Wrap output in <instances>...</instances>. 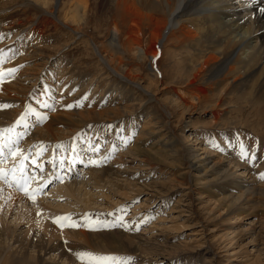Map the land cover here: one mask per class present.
I'll list each match as a JSON object with an SVG mask.
<instances>
[{
    "label": "bare ground",
    "instance_id": "1",
    "mask_svg": "<svg viewBox=\"0 0 264 264\" xmlns=\"http://www.w3.org/2000/svg\"><path fill=\"white\" fill-rule=\"evenodd\" d=\"M16 1H21L20 6L23 8L32 6L43 18L57 22L71 33L72 42L86 38L84 41L99 59L102 77L112 75L116 85H107L106 81L95 85L94 79L76 76L71 65L64 64L61 58L55 59L60 68H57L53 60L42 59L37 63L36 60L39 59H34L32 54L35 42L32 46L27 39L7 44L5 52L14 58L8 60L4 67H20L14 82L6 78L0 83V105H10L0 107V129L15 125L23 113L32 109L28 115L33 116H30L31 121L27 119L26 126L21 123L15 127V132L21 134L19 147L25 155L30 154L26 161L30 169L36 168V164L43 166L45 183L52 184L58 199L65 203L52 206L47 199L49 195L42 196L44 193L38 195L36 202H33L17 188H9L0 181V264H86V261H81L76 255L82 251L117 258L131 256L133 264H145L147 260L157 262L153 257L159 256L157 251L161 247V235L146 237L132 228L136 223L134 216L124 215L121 210L114 214L113 209L118 201L115 203L111 200L107 192L123 200L133 196H146L150 200L159 195V199L167 204L166 198H172L175 190L168 188L167 192L162 193L154 190L155 186L152 184L153 186L148 187L153 191L148 193L149 188H145L147 178L150 173L154 176L156 170L162 174H170V179L172 175L183 176L185 174L181 173V166L184 163L189 168L186 180L200 198L215 199L216 209L222 210L219 213L224 222L220 235L222 240L233 236L234 242L242 232L241 219L253 216L262 201L264 212V179L260 175L264 173V144L259 145V142L264 143V12L261 11L264 9V0H107L111 7L107 11L119 35L124 32L130 39L131 35L134 38L140 34L142 28L150 30L156 46L154 45L149 55L141 48L138 53L149 59L151 68L157 52L163 49L165 42L173 40L178 44L177 47L181 45L184 49L191 73L189 85L197 86V94L192 95L184 90L175 91L177 98L173 102L177 104V108L174 111L168 110V105L162 99L165 93L170 92H167V87L159 88L157 73H153L156 75L154 90L144 85L147 80H132L112 68L108 55L102 53L103 47L100 48L89 36L88 38L83 34V26L88 21L90 0H76L64 12L65 20L62 21L53 10L57 6L55 3L58 4L60 0ZM51 2L54 5L52 9L49 8ZM7 9L6 7V10L0 11V14L8 13ZM68 43L61 48L58 46L57 52H64ZM36 56L39 57L38 53ZM152 70L155 71L154 68ZM37 84H42L43 89H36ZM53 89L61 96L51 94ZM133 89H138L141 92L139 94L147 97V103L138 106L137 98L131 93ZM44 92L51 100L47 101ZM234 94L245 102L252 101L261 107V111L256 114L258 124L252 127L254 137L250 140L248 135H241L242 133L235 136L234 132L243 127L234 126L233 121L224 116L232 111L230 107L225 108V103ZM85 96L87 99L83 100V106H76ZM140 99L139 103L143 102ZM151 101L159 104L162 111L169 115V119L179 118L182 123L172 126L171 120H164L148 106ZM208 101L211 104L207 109L204 108V113H189V102L196 106ZM27 102L35 104L25 110ZM44 102L52 105L49 108L53 112V118L51 122L49 120L42 126L31 128L32 118L42 121L35 113L43 114L41 107ZM69 104L74 106L64 107ZM206 117L210 118L211 123L220 125L214 135V143L219 148L213 147L211 143L206 146V142L200 140L201 131L198 129L195 130L194 137H185L187 131L193 128L195 120H205ZM12 139H16L14 133ZM105 140L106 147L103 146ZM114 140H119L123 146L132 145L129 151L124 152L128 146L125 149L117 147L113 144ZM191 140L194 141L190 144ZM241 144L255 155L254 161L240 157ZM73 146L77 153L74 159ZM92 146L100 151L94 154ZM113 147L115 151H112ZM44 149L47 152L45 154ZM66 151L72 161L69 158L65 161L68 160L71 166L81 164V159L86 165L81 167L85 177L80 181L76 178L71 181L74 177L64 178L67 173H60L58 161L56 167H53V157L66 156ZM109 153L106 162L90 163V160H99ZM173 157L174 161L166 165L165 162ZM11 165L10 158L4 166ZM36 170L39 172L38 168ZM103 188L107 189L106 193L102 192ZM100 197L108 206L95 207ZM143 213L138 217L140 222L136 223L139 227L146 221L147 216ZM262 214L257 217V224L264 223V213ZM66 215H70V220L61 227L56 218ZM72 223L77 226H71ZM260 226L264 229L263 225ZM257 227L251 224L247 229L250 230L249 234L253 233L248 244L254 243L257 237H264V232H257ZM245 247L240 254L247 253L249 247ZM152 254L153 256H149ZM184 256V252L174 255L173 263L183 264L181 258ZM214 256L210 249L203 247L196 255L189 256L188 259L192 261L188 264H198L200 258L205 264ZM107 264H122V261L117 259Z\"/></svg>",
    "mask_w": 264,
    "mask_h": 264
},
{
    "label": "rangeland",
    "instance_id": "2",
    "mask_svg": "<svg viewBox=\"0 0 264 264\" xmlns=\"http://www.w3.org/2000/svg\"><path fill=\"white\" fill-rule=\"evenodd\" d=\"M103 1L90 0L91 5L89 10L88 21L86 26H83L84 28L82 31L86 37L89 36L90 39H92L97 45L100 46V48L103 47L102 53L106 54V56L108 55L107 57L110 60L112 68L118 70L122 74L129 76L132 80H136V81H141L142 79L147 80V82L144 85L146 87H150V89L152 90L155 89V82H156L155 81L156 75H154L153 73H157V79H158L157 84H159L158 85L159 88H162L163 86L167 87L168 88L167 92H170V94L165 93V95L162 96V99L166 102L165 104L166 106L168 105L167 108L170 111H174L177 108V104L173 102V99L177 98L176 92H178V90L179 91L184 90V92L188 91V93L192 95L197 94L196 92L197 86L190 87L189 85V79L191 74L188 69L189 60L187 58L188 57L187 54L185 53L181 45L177 47L178 44H176L173 40H169L167 43L165 42V44L163 45V49L158 51L156 54L155 63H152L153 68L155 70L153 71L149 59L140 56V54L138 53L139 49L141 48L144 49L147 55H149V53L151 54L156 41L151 37L150 30L147 28H142L140 34L136 36L134 35L135 36L134 38L132 37L133 35H131L133 41L130 40L131 38L129 39L127 34H124V32L122 33L120 32L119 35L114 29L113 20L110 16V13H108L109 9L111 8L110 4L107 2V0H105L104 2ZM4 2L6 3L4 4ZM75 2L76 0H60L58 4L55 3V6L56 5L57 6L53 10L56 16L59 17L61 21L65 20L64 17L65 13L69 9L70 5ZM106 3H108V6ZM20 4L21 1H16V0L0 1V9H2L0 11L6 10V7L8 8L7 9L8 13L0 14V25H1L0 33L4 34V38L0 40L1 49L5 50V48L8 47V45H10V42L11 44H15L18 42H23L27 39L26 41H29L28 43H30L31 46L35 42L32 46L33 47L32 54H34L35 57L34 59H39L36 60L37 63H39V61H41L42 59L43 61H47V60L55 61V59L61 58L64 64L69 63V65H71L70 67L73 69V71H75L76 76L82 75L85 76V78L87 79H94L96 81L94 82L95 85L98 83L101 85V83H104L102 81H106L107 85L108 84L116 85V83L113 82L115 78L112 75L107 76L108 78L105 76L102 77L103 72L101 68L98 66L99 59L96 57L92 49L84 41L87 40L86 38H83L82 40L77 41L76 43L74 42V40L72 42L73 36L71 35V33H69L66 29L61 27L57 22H55L54 20H49L48 18H47L48 20L46 18H43L44 16H42L40 12H37L35 9L31 8L32 6L27 9L20 6ZM52 4L53 2H51L50 4L51 6H49V8L51 7L50 9H52V6H54ZM32 25L34 27L31 28ZM94 25L97 26L94 28ZM19 39L20 41H18ZM37 41L38 42L40 41L41 44L40 42L38 44ZM67 41L69 43L72 42V44H69ZM47 43L48 44L50 43L49 44L50 48L48 47ZM67 43L69 44V46L64 52L62 53L57 52L58 46L59 48H61L64 44ZM51 47L53 49H51ZM165 47L166 49H164ZM37 53L39 57L36 56ZM179 56L182 57L180 58ZM56 62L57 60L55 61V63ZM55 65L58 68L59 66L58 63H56ZM17 75H15L14 78H10L11 82H14L17 79ZM42 86H43L42 84L41 85L37 84L35 88L43 89ZM131 93L132 94L134 93L133 97L137 98V101L140 98H141L140 100L143 99L142 100L143 102L140 103L139 101L138 102L136 101V104L138 106L141 104L143 106V104L147 103L148 98L139 94L141 92L138 89H133ZM51 94H54L55 97L57 95L61 96V94H59L56 89H53ZM236 96L237 95L234 94L231 96L232 97L231 99H229L230 97L227 98L229 101L226 100L227 104L225 103L226 105L225 108L230 107L232 111L228 115H224V116H227L228 120L233 121V123L235 124L234 126L243 127L240 128V130L238 129V131L234 132L235 136L242 133L241 135H248L247 138L250 140L254 137L252 134V127L258 124L256 120V114L258 113V111H261V107L259 104L255 105L252 101L245 102L244 100L240 99L239 96L238 97ZM44 97H46L47 101L51 100L50 96L47 93L45 94V92H44ZM228 103L230 104V106ZM31 104H35V102L32 103L27 102L25 105V110ZM210 104H211L210 101H208L205 103H201L200 104L201 106L197 104L196 107L190 105L189 102L188 106L190 107L188 108L189 109L188 111L191 114H193V112L198 114L200 112L204 113L205 111L203 110L207 109V107ZM148 106L152 108L155 112H157V114H160L164 120L167 121L171 120L168 117L169 115L163 112L162 108L156 102L151 101L149 102ZM50 109L51 108L49 107H41V112L47 116V119L42 120L40 122L38 121L37 118L35 117L32 118L31 128L36 126H42L44 123H46L49 120L51 122L53 118V112ZM46 112H49L50 114ZM30 116L27 117V119H29L28 120L29 122L31 121ZM197 120L193 122L192 125L193 128H191V131L190 130L187 131L186 133L187 135H185V137H187V139L189 136L194 137L195 130L196 131L200 130L201 131L200 140L205 141L206 146L210 145V143L212 145L215 142L214 135L217 134V130L218 127H220V125L219 124L217 125V123L214 124L211 123L210 118L208 119L207 117L205 120H198V122ZM181 123L182 121L179 120V118H175L171 120L172 126H174L175 124L180 125ZM208 126L210 127V129ZM18 129L20 130V128ZM132 141H133L132 143L134 144L135 139H133ZM193 141L191 140L189 141V143L191 144V142ZM106 144L107 141L106 143H104L103 146L106 147ZM113 144H115V146L117 147L122 146L123 149H125L128 146L125 150H123L124 152L129 151L132 145V144L131 145L125 144V146H123L122 143L119 142V140H114ZM261 144L264 143L259 142V145ZM19 145H21V143ZM68 150L69 149H67V151ZM44 151H45L44 154L47 153L46 150ZM67 151L65 155L66 157L69 158V161H72L71 156L67 153ZM69 161L68 160L64 161L65 164L61 166L60 173L66 171L67 175L64 176V178L74 177L73 179H71V181L74 180L75 178L76 180L78 179V181H80L82 178L85 177V173L82 172L81 167L86 165L83 164L82 159L79 160L81 161V164H73V166L70 165ZM171 161H174V157L170 158V161H166L165 162L166 165L167 163L170 164ZM181 167H183L181 173H184L186 176L172 175L173 178L171 177L170 179L169 177L170 174H162L158 172L159 170H156V174L154 176H152V174L150 173V177L147 178L148 181L146 183L147 185L145 184L146 185L145 188H149L148 185L150 186L153 184L155 186L153 187L154 190L155 189L159 190L162 193L167 192L168 188H172V190H175V193L173 194L172 198H166L167 204H165L164 201H161L162 199H159V195H155L156 197L150 200L146 199L148 198L146 196L139 198H135L133 196V198H129L128 200H123L120 197H116L114 195L112 196L111 193L106 191L107 189L105 190L104 188L101 189L102 192L105 193L107 192V195H109V197H111V200L113 199L115 203L117 201L119 202L116 203L117 205L113 209L115 210L114 214H116L119 210H121L122 212L124 211V215L131 214L132 216L135 217L136 223H139L140 219H138V217L139 215H141L142 212H144L143 214L147 216L146 221L140 224L138 233H143L144 235H146V237H150L152 234L161 235V239H162L161 247L157 251L159 256L157 257L155 256V258L153 257V259H156L157 262L147 260L148 262L146 261L147 263L145 262V264H174L173 256L181 252L185 253V256L181 258L182 263L188 264L189 262L192 261L188 259L189 256L196 255L197 251L200 252V250L203 247L210 249L212 254L215 255L214 258L212 259L210 258L209 260L210 262H207L205 264H264V237H257L254 243L248 244L251 240V236L253 235V233L251 232L249 234L248 232L250 230L249 231L247 230L249 226L253 224L255 225V228L258 226L257 232L259 231V233H261L260 230L264 232V229L262 228V226H260L263 225L264 227V223L257 224L258 223L257 217L263 215L262 213H264L262 211L263 208L261 206L263 205L262 204L263 201L262 203L259 204V207L256 210L257 212L254 211L255 216L253 214V216L249 218H245V219L243 218V220L241 219L240 231L242 232L241 235L238 234L236 236L237 239L235 238L234 242H232L233 236H228L226 240H222L220 238L222 229H224V222L220 216L222 210L216 209L215 199L209 200L207 198L205 199L200 198L194 187H192L190 182L186 180L187 175L189 174L188 164L184 163V165ZM46 172H49V170H46ZM53 174L54 173L52 172V175ZM257 178L259 177L257 176ZM181 182H183L184 185ZM172 183L174 184V186ZM46 189L48 190H45L42 196L44 197L46 195H49V198L47 199L49 200L50 204L52 203L51 204L52 206L65 203V201L62 200L60 201L58 199V195L57 193H55V189L52 188V184L47 185ZM88 190L91 189L88 188ZM152 191H153L152 188L151 189L149 188L148 193H151ZM95 192L96 191H93V194H96ZM154 200L156 202H154ZM97 201L98 202L95 204L96 206L94 205L97 208L99 206L100 208L108 206L102 197H100L99 200L97 199ZM126 207L127 209H125ZM130 210L132 211V213L135 212L134 213L135 215L132 214ZM136 223H134V225H136ZM134 225L132 228L135 229L136 227ZM245 246L249 247L247 253L240 254V251L246 248ZM149 256H153V254ZM198 264H204V261L202 262V258H200Z\"/></svg>",
    "mask_w": 264,
    "mask_h": 264
},
{
    "label": "snow or ice",
    "instance_id": "3",
    "mask_svg": "<svg viewBox=\"0 0 264 264\" xmlns=\"http://www.w3.org/2000/svg\"><path fill=\"white\" fill-rule=\"evenodd\" d=\"M264 12V9H261ZM4 38V34L0 33V40ZM13 57H9L4 49H0V83H3L6 78H14L15 74L18 72L19 67H9L5 68L4 64L13 59ZM87 99V97H83L80 101L77 102L76 106H83V100ZM74 105H64V107L71 108ZM0 107H10V105H0ZM43 107H52L47 102L43 103ZM32 109L29 108L28 111L23 113L21 117L15 122V125L0 129V181H3L9 188L15 187L19 191L23 192L27 197H29L33 202H36L37 196L42 194L46 188L47 184L45 183L46 177L43 174V166L40 164H36V168L29 169L26 161L30 158L29 155H25L24 151L19 147V139L21 137L20 133L15 132V127L20 125L21 123H25L29 112ZM35 115L41 119H47L45 114H41L39 112L35 113ZM15 134L16 139H12V134ZM7 134V135H6ZM213 147L219 148V145L213 143ZM6 149V150H5ZM46 150V149H44ZM91 150L95 154L96 152L100 151L99 148L92 146ZM224 151L223 149H220ZM112 151H115V147H113ZM73 152V159L77 155L75 147L72 148ZM239 155L242 159H249L250 161L255 160V155L251 154L244 144L240 145ZM109 155H105L99 158V160H90L92 164H98L101 162H106L109 158ZM11 158L12 165L11 167H5L4 165L9 161ZM65 159H68L66 156L61 157H53V167H56V162L58 161L60 166H63ZM39 169L37 172L36 169ZM261 179H264V173H261ZM50 183V181H49ZM57 222L61 224V227L65 226L64 222L70 220V215H66L63 217H57ZM71 226L75 227V223H72ZM127 226V225H125ZM136 230L139 229V225H136ZM77 258L81 261H86V264H107L109 261H115L120 259L122 264H133V257H125V258H117V257H110V256H98L91 252H78L76 253Z\"/></svg>",
    "mask_w": 264,
    "mask_h": 264
}]
</instances>
